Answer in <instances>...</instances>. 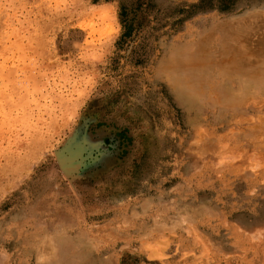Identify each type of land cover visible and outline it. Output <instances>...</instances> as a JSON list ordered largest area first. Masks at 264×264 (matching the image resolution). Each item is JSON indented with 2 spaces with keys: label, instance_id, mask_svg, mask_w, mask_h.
Returning <instances> with one entry per match:
<instances>
[{
  "label": "rangeland",
  "instance_id": "rangeland-1",
  "mask_svg": "<svg viewBox=\"0 0 264 264\" xmlns=\"http://www.w3.org/2000/svg\"><path fill=\"white\" fill-rule=\"evenodd\" d=\"M0 264H264V0H0Z\"/></svg>",
  "mask_w": 264,
  "mask_h": 264
},
{
  "label": "bare ground",
  "instance_id": "bare-ground-1",
  "mask_svg": "<svg viewBox=\"0 0 264 264\" xmlns=\"http://www.w3.org/2000/svg\"><path fill=\"white\" fill-rule=\"evenodd\" d=\"M221 55H222V54H221ZM223 56H225V54H223ZM256 56H257V55H256ZM258 57H260V56H258ZM258 57H257V58H258ZM230 58H231V57H230ZM256 73H257V72H256ZM258 73H259V72H258Z\"/></svg>",
  "mask_w": 264,
  "mask_h": 264
}]
</instances>
